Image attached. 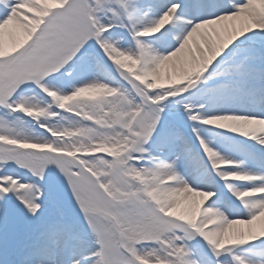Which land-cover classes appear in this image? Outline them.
Wrapping results in <instances>:
<instances>
[{
	"label": "snow or ice",
	"instance_id": "1",
	"mask_svg": "<svg viewBox=\"0 0 264 264\" xmlns=\"http://www.w3.org/2000/svg\"><path fill=\"white\" fill-rule=\"evenodd\" d=\"M0 264H264V0H0Z\"/></svg>",
	"mask_w": 264,
	"mask_h": 264
}]
</instances>
